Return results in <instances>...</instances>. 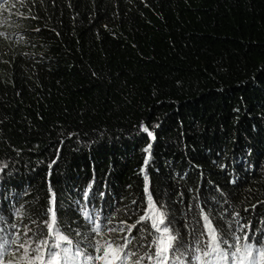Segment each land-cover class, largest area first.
<instances>
[{
	"label": "trees",
	"instance_id": "trees-1",
	"mask_svg": "<svg viewBox=\"0 0 264 264\" xmlns=\"http://www.w3.org/2000/svg\"><path fill=\"white\" fill-rule=\"evenodd\" d=\"M53 214L69 264H264V0H0V264Z\"/></svg>",
	"mask_w": 264,
	"mask_h": 264
},
{
	"label": "snow or ice",
	"instance_id": "snow-or-ice-1",
	"mask_svg": "<svg viewBox=\"0 0 264 264\" xmlns=\"http://www.w3.org/2000/svg\"><path fill=\"white\" fill-rule=\"evenodd\" d=\"M145 131H147V129H145ZM85 215H87V213H85ZM205 221L206 227L208 228L209 235L211 237L210 243L208 245L211 251H204L203 254L204 256H208L213 252L219 253L220 245L227 244L228 242L227 240L219 239L217 237L216 229L212 227L211 222L208 220V217H205ZM45 223L48 225L49 234L53 235V239L50 242L48 240L40 241V245H42L46 249L47 260L45 264H69L70 261L74 260L75 254L73 253L72 248L67 247L66 245H71L72 241L61 234V228L56 222L54 214L51 223H49L48 221H45ZM153 226L157 229L158 232H161L162 234L160 237H158V243L162 244L164 240L167 239L169 241V246H171V242L175 239V237L168 232V228H160L159 225L155 223L153 224ZM97 231L99 230L97 229ZM236 239L249 241L248 244L245 246L244 251L247 256L252 258L253 264H255V257L252 251V242L249 240V238L247 236H244L237 237ZM120 247L121 246H117V250H119ZM34 251L40 253L41 249L40 247H37L34 249ZM97 251H100V249L97 248ZM239 251L240 249H237V253H239ZM259 255L262 259H264V248L259 250ZM107 256L108 253L107 251H105L100 257V259H104ZM123 258L124 257H121L120 259ZM159 258L166 262L167 258L163 250L159 253ZM224 258L227 259V256L225 255ZM197 260H200V257H197ZM136 264H139V261H137Z\"/></svg>",
	"mask_w": 264,
	"mask_h": 264
}]
</instances>
